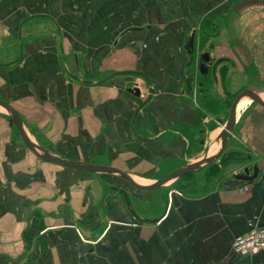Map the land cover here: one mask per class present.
Wrapping results in <instances>:
<instances>
[{
	"label": "crops",
	"instance_id": "0c3cea01",
	"mask_svg": "<svg viewBox=\"0 0 264 264\" xmlns=\"http://www.w3.org/2000/svg\"><path fill=\"white\" fill-rule=\"evenodd\" d=\"M196 48L210 61L193 96ZM249 85L264 86V0H0V99L43 147L138 184L219 133L200 91L225 103ZM247 103L213 165L155 190L37 158L0 108V264H264L232 248L264 226V108Z\"/></svg>",
	"mask_w": 264,
	"mask_h": 264
},
{
	"label": "water",
	"instance_id": "95a60500",
	"mask_svg": "<svg viewBox=\"0 0 264 264\" xmlns=\"http://www.w3.org/2000/svg\"><path fill=\"white\" fill-rule=\"evenodd\" d=\"M193 43H194V35L192 34L189 38L187 45L190 53L193 52L192 50ZM209 61H210V57L208 52H201L199 54V71L201 74L206 73L207 71L206 65L209 63ZM125 74H135V72H125ZM130 92H132L135 96L140 95V91L136 86L132 87L130 89ZM244 99L249 100L250 102H254L260 107L264 108V98H262L258 90L254 89L253 85H249L243 88L233 98L230 107L228 109V116L226 120L222 123L221 129L219 133L216 135V137L208 142L206 146V150L202 154V156L195 162L187 163L179 168H176L170 173H168L166 176H164L163 178L157 179L153 183L147 185L138 184L129 176V174L117 168L107 165L92 164V163L70 160L68 158H65L61 155H58L50 151L49 149L40 145L30 136V134L25 128L24 122L21 119L18 111L10 103L0 99V108L3 109L6 115L10 118L23 144L26 146L28 150L34 153L37 158L45 162L58 164L64 168L81 170L90 173L110 174L125 180L131 186L139 190H155L166 186L167 184L173 182L182 175L198 171L202 167L215 162L221 156L227 145V142L231 139L234 132V128L238 116L237 106L239 102ZM214 144H217L218 146L216 152L212 155H208L210 148ZM257 174H258L257 166H253L252 168L245 167L243 168L242 172H239L238 174H234V178L242 181H250L254 179L257 176Z\"/></svg>",
	"mask_w": 264,
	"mask_h": 264
},
{
	"label": "built area",
	"instance_id": "2783aa9c",
	"mask_svg": "<svg viewBox=\"0 0 264 264\" xmlns=\"http://www.w3.org/2000/svg\"><path fill=\"white\" fill-rule=\"evenodd\" d=\"M199 50L196 48L195 51V75L192 84V94L195 96L196 93V73L199 69ZM243 190H247L248 186L244 185L242 187ZM233 250L240 255L243 256H253L257 254L259 251L264 250V226L259 224L258 221H254L248 232L242 235H238L234 238L232 242Z\"/></svg>",
	"mask_w": 264,
	"mask_h": 264
},
{
	"label": "trees",
	"instance_id": "16d2710c",
	"mask_svg": "<svg viewBox=\"0 0 264 264\" xmlns=\"http://www.w3.org/2000/svg\"><path fill=\"white\" fill-rule=\"evenodd\" d=\"M202 28L204 29L203 31H208V30H215V29H213L214 27L212 26V25H210V24H208V26L206 27L205 26V23L204 24H202ZM203 31H202V33H203ZM205 35V34H204ZM204 40H203V36H201V40H200V46H201V48L203 47L202 45H203V42ZM222 74L223 75H225V73H226V71H227V68H222ZM208 72L205 74V75H199V81H200V84L201 83H203L207 78H208ZM201 93H200V98H199V100H200V103H201V105L209 112V113H211V114H213V115H215L216 117H219L218 116V114H220V111L222 110V108H223V106H226V108L229 106L230 107V104H231V102H232V99H229V100H227L225 103H219L218 101H216L209 93L208 94H202L203 92L202 91H200ZM203 97H205V98H203ZM234 97V96H233ZM205 99L207 100L206 102H205ZM229 107H228V109H229ZM226 113H227V115H226ZM224 114V117L225 118H227V116H228V110H226L225 109V112L223 113ZM7 118H8V121L10 122V124L12 125V127L14 128V130L16 129L15 127H14V125L12 124V122H11V120H10V118L7 116ZM221 122H223V120L221 119ZM16 131V130H15ZM16 133H17V131H16ZM18 134V133H17ZM19 135V134H18ZM232 153V155H234L236 152H230V153H225V154H223L222 155V159H221V161L222 162H225V158L227 157L226 155L227 154H231ZM211 165H213V164H211ZM191 175V174H190ZM186 175H184V176H182L181 178H179L175 183H179L184 177H185Z\"/></svg>",
	"mask_w": 264,
	"mask_h": 264
},
{
	"label": "rangeland",
	"instance_id": "374dc122",
	"mask_svg": "<svg viewBox=\"0 0 264 264\" xmlns=\"http://www.w3.org/2000/svg\"><path fill=\"white\" fill-rule=\"evenodd\" d=\"M254 89H256V90H258V89H261V90H263L264 89V86H262V85H258V86H254ZM259 91V90H258ZM232 99V98H231ZM249 104H251V105H256L255 103H253V102H250ZM248 103L247 104H244V106H242V108H241V110H243L245 107H247L248 105H249ZM229 107V106H228ZM228 107L226 108V106H223V108H222V110L220 111V114H218V116L220 117V119H222L223 120V122L226 120V118L224 117V112H225V109L226 110H228ZM240 114H242V111L240 112ZM226 115H227V113H226ZM222 122V123H223ZM227 153H230V152H227ZM232 155V153L229 155V154H227L226 156V158H225V162H221V165L223 166V165H225L226 163H227V159L229 158V157H233V156H231ZM236 157V156H235ZM231 161V160H230ZM235 163H236V161H232L231 162V164L232 165H235ZM228 164V163H227ZM228 167V166H227ZM226 167V168H227Z\"/></svg>",
	"mask_w": 264,
	"mask_h": 264
},
{
	"label": "bare ground",
	"instance_id": "6f19581e",
	"mask_svg": "<svg viewBox=\"0 0 264 264\" xmlns=\"http://www.w3.org/2000/svg\"><path fill=\"white\" fill-rule=\"evenodd\" d=\"M260 95L262 96V98H264V92H261ZM246 101H249V100L244 99V100H241V101L239 102V104H238V106H237V115H239V113H240V107H241V104H242L243 102H246ZM249 102H250V101H249ZM214 145H216V144H214ZM210 150H211V149H210Z\"/></svg>",
	"mask_w": 264,
	"mask_h": 264
}]
</instances>
